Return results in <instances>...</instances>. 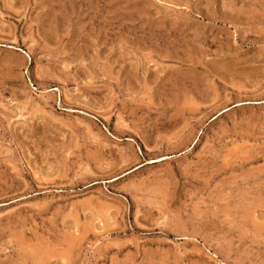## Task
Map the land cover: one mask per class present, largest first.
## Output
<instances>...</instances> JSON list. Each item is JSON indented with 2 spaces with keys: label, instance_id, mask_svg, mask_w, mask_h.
Segmentation results:
<instances>
[{
  "label": "rangeland",
  "instance_id": "obj_1",
  "mask_svg": "<svg viewBox=\"0 0 264 264\" xmlns=\"http://www.w3.org/2000/svg\"><path fill=\"white\" fill-rule=\"evenodd\" d=\"M0 264H264V0H0Z\"/></svg>",
  "mask_w": 264,
  "mask_h": 264
}]
</instances>
